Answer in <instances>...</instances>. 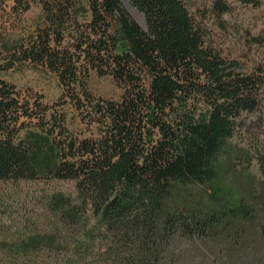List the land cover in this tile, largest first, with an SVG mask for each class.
Instances as JSON below:
<instances>
[{"label":"trees","instance_id":"trees-1","mask_svg":"<svg viewBox=\"0 0 264 264\" xmlns=\"http://www.w3.org/2000/svg\"><path fill=\"white\" fill-rule=\"evenodd\" d=\"M127 1L146 27L123 0H0V186L75 184L44 195L24 229L0 233V264H175L177 238L213 235L254 212L223 159L244 157L235 137L264 138V72L244 73L214 40L206 19L230 5ZM35 7L29 41L10 34ZM23 64L56 74L61 103L3 77ZM90 72L119 96H96Z\"/></svg>","mask_w":264,"mask_h":264},{"label":"rangeland","instance_id":"rangeland-1","mask_svg":"<svg viewBox=\"0 0 264 264\" xmlns=\"http://www.w3.org/2000/svg\"><path fill=\"white\" fill-rule=\"evenodd\" d=\"M224 1L230 5L231 12L220 18L210 14L206 19L214 40L229 58L239 62L244 73L264 72V0L258 7L245 6L239 0ZM123 2L132 17L146 27L143 14L127 0ZM187 2L190 10L196 12L198 8H209L214 0ZM41 14V10L35 7L10 34L28 42L35 26L41 22ZM3 77L25 94L44 96L45 104L61 103L62 89L57 76L44 67L23 64ZM89 86L98 97L116 98L121 93L109 77H100L95 72L89 73ZM77 132L89 134L90 130L79 122ZM260 132H247L230 141L233 150L243 151L241 160L236 159L234 152L223 159L224 166L234 165L226 179L235 186L239 198L254 207V212L247 219L235 220L231 226L216 228L213 235L177 238L173 247L175 264H263L264 162L261 158L264 138L254 134ZM74 186L72 182L61 181L28 182L18 187L0 186V233L10 235L24 229L25 220H34L41 214L39 202L44 195L54 191L73 193Z\"/></svg>","mask_w":264,"mask_h":264}]
</instances>
